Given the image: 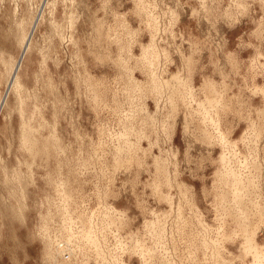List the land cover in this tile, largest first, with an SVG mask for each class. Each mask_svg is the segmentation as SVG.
<instances>
[{"label": "rangeland", "instance_id": "rangeland-1", "mask_svg": "<svg viewBox=\"0 0 264 264\" xmlns=\"http://www.w3.org/2000/svg\"><path fill=\"white\" fill-rule=\"evenodd\" d=\"M72 223L77 264H264V0H0V264Z\"/></svg>", "mask_w": 264, "mask_h": 264}, {"label": "built area", "instance_id": "built-area-1", "mask_svg": "<svg viewBox=\"0 0 264 264\" xmlns=\"http://www.w3.org/2000/svg\"><path fill=\"white\" fill-rule=\"evenodd\" d=\"M66 227H68L69 223H65ZM75 223H72L71 228L74 230V233L79 237V240L74 241V243H69L66 239L68 237V235L66 237H62V238H57V241L55 243V245L57 246V249L59 251V259L63 262V263H71V264H77V261L81 258L82 256V252H80L79 248H82V244H81V239L85 240L83 238V229L80 230L82 232H77V230L74 228ZM65 227V228H66ZM69 227L67 228L66 231H68ZM79 247V248H78ZM136 255H138L140 258V254L136 253ZM116 258V257H115Z\"/></svg>", "mask_w": 264, "mask_h": 264}, {"label": "bare ground", "instance_id": "bare-ground-1", "mask_svg": "<svg viewBox=\"0 0 264 264\" xmlns=\"http://www.w3.org/2000/svg\"><path fill=\"white\" fill-rule=\"evenodd\" d=\"M210 104H212V103H210Z\"/></svg>", "mask_w": 264, "mask_h": 264}]
</instances>
